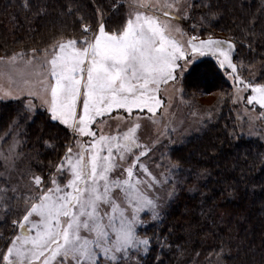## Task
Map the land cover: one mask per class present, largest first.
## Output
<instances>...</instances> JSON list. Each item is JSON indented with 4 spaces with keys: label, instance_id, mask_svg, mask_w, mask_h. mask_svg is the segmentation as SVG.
I'll return each instance as SVG.
<instances>
[{
    "label": "snow or ice",
    "instance_id": "obj_1",
    "mask_svg": "<svg viewBox=\"0 0 264 264\" xmlns=\"http://www.w3.org/2000/svg\"><path fill=\"white\" fill-rule=\"evenodd\" d=\"M148 7L156 6L136 0L115 29L106 27L103 16L95 24L81 17L72 34L43 50L31 49L27 63L33 64L39 53L44 79L26 96L20 91L23 109L33 113L44 107L49 120L65 126L71 136L47 174H32L23 188L0 187V210L7 216L16 209L12 234L0 233V264H139L153 240L141 234L143 216L161 221L157 189L171 183L168 194L173 196L172 173L178 170L173 163L157 175L143 162L163 147L160 137L167 126L147 141L142 130L157 125L155 117L164 105L161 85L181 83L196 70L198 56L217 55L219 66L230 68L237 81V98L251 90L248 104L264 106V83L238 73L231 40L188 35L171 20L140 10ZM174 7L175 13L170 11ZM157 11L173 19L181 14L178 0H165ZM23 58L13 53L0 62L15 64ZM113 116L115 129L109 123ZM4 160L9 165V157Z\"/></svg>",
    "mask_w": 264,
    "mask_h": 264
},
{
    "label": "trees",
    "instance_id": "obj_2",
    "mask_svg": "<svg viewBox=\"0 0 264 264\" xmlns=\"http://www.w3.org/2000/svg\"><path fill=\"white\" fill-rule=\"evenodd\" d=\"M123 2L0 0V57L48 48L78 30L81 17L95 24L103 16L106 27L115 29L125 18ZM196 8L200 27L231 39L236 63L259 69L258 83H264V0H201ZM226 72L205 58L183 77L185 99H223L214 103V118L202 132L172 153L184 171L183 191L163 221L145 231L153 240L141 264H264V142L239 136ZM23 100L0 99V152L16 136L25 165L47 174L71 133L40 108L25 113ZM10 215L0 222L6 237Z\"/></svg>",
    "mask_w": 264,
    "mask_h": 264
},
{
    "label": "rangeland",
    "instance_id": "obj_3",
    "mask_svg": "<svg viewBox=\"0 0 264 264\" xmlns=\"http://www.w3.org/2000/svg\"><path fill=\"white\" fill-rule=\"evenodd\" d=\"M201 0H178L181 8L180 18L173 19L172 17L163 16L162 11H157V8L161 7L165 0H145L149 5H155L156 7L140 8L141 11H145L147 14H155L160 17L161 21L171 20L173 25L181 28V30L188 35H198L200 39H207L210 35L215 39L220 40H231L223 35L215 34L212 32H206L201 25V20L197 19L194 15L197 13L198 4ZM169 3H176L177 0H167ZM136 0H124L121 4L123 5L122 11H124V17L126 18L128 13L134 8ZM171 12L175 13L177 9L174 7L170 9ZM184 12L188 15L185 16ZM195 26V30H193ZM175 38L180 39L179 34L173 33ZM232 41V40H231ZM233 42V41H232ZM234 43V42H233ZM235 44V43H234ZM236 46L231 52L233 63L237 65L238 73L248 81L257 82L260 77L259 69L245 68L238 65L235 61ZM32 56L24 55V58L18 60L15 64H7L0 62V99L3 101H13L24 99L27 95V89H39L41 87V81L44 77L41 76L40 65L43 62V58L37 53V60L33 64L27 63L28 59ZM205 58H212L219 64L217 55L211 53H205L202 56L197 57V62L202 61ZM222 59V57L220 58ZM222 68V67H221ZM226 72V79L232 86L233 102L232 107L234 111L235 120L239 128V136H244L248 139H259L264 142V106H261L255 102L248 104L247 97L250 96L251 90L241 91L239 93L240 98H237L236 88L237 81L229 75L231 72L230 68L223 67ZM181 83L173 86L171 82L168 85H161V98L164 101L163 107L157 113L155 119L157 125L153 126L148 124L143 129L145 141L156 135L157 129L163 131L167 126V132L161 136L163 147H157L156 151L150 153L147 158H144L143 162L147 164L150 170L159 175L164 173L166 169L174 162L172 159V153L175 149L183 146L187 140L193 136L198 135L202 132L203 128L206 127L208 122L213 120L215 115L213 112L214 103L223 99L220 95H206L202 98L195 97L185 99L183 97V89ZM11 91V95H6L5 91ZM24 90V96L20 95V91ZM39 105V101H36ZM221 106V105H220ZM218 106V107H220ZM44 111V107H37ZM47 112V111H46ZM211 113V116H209ZM115 116L109 123L112 128L115 129L116 125L113 122ZM55 122V121H54ZM65 127V126H64ZM70 131V130H69ZM14 145L13 152L9 153V146ZM50 147V144H47ZM21 143L16 136L13 137L9 145L3 146L0 152V187L12 185H19L23 188L24 184L29 181L32 174H40L38 170L33 169L30 165H25V158L21 156L20 152ZM165 153V157L161 160V153ZM9 157V165L5 164L4 157ZM21 162V163H20ZM176 164V163H175ZM21 165L25 166L21 170ZM162 165V166H159ZM23 168V167H22ZM18 172H27L22 177H18ZM181 172L183 169L178 165V170L172 173L175 183L176 191L175 194L169 197L168 191L172 187L169 183L164 187L157 189V194L161 200V221L166 217L171 205L178 198V195L183 191V181L181 180ZM12 215L10 218H16V209L13 208ZM6 217L4 211L0 210V222L5 221ZM143 219L146 221V226L141 228V234L144 235L145 231L154 225L159 224L161 221H155L150 215H144ZM12 227V222H11ZM12 232L10 233V235ZM9 235V236H10ZM3 247V245L1 246ZM145 255H141L139 258V264Z\"/></svg>",
    "mask_w": 264,
    "mask_h": 264
}]
</instances>
